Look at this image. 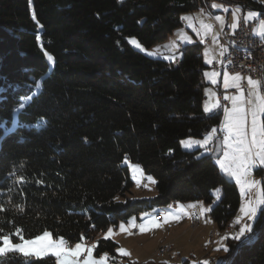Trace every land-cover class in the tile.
Instances as JSON below:
<instances>
[{
	"label": "trees",
	"instance_id": "trees-1",
	"mask_svg": "<svg viewBox=\"0 0 264 264\" xmlns=\"http://www.w3.org/2000/svg\"><path fill=\"white\" fill-rule=\"evenodd\" d=\"M264 15V5L247 0ZM200 0H0V240L92 242L108 228L173 202L221 199L210 216L225 231L239 189L213 154L185 151L222 113L203 109L202 46L175 62L136 50L164 42ZM178 60V62H177ZM156 180L152 199L131 198L125 161ZM264 210L255 238L229 242V264H264ZM98 240L96 254L116 255ZM0 264H56L20 253ZM142 264H164L149 260Z\"/></svg>",
	"mask_w": 264,
	"mask_h": 264
},
{
	"label": "crops",
	"instance_id": "crops-1",
	"mask_svg": "<svg viewBox=\"0 0 264 264\" xmlns=\"http://www.w3.org/2000/svg\"><path fill=\"white\" fill-rule=\"evenodd\" d=\"M244 1L205 0L203 6L197 11L184 14L180 28L189 34L187 33L185 37L178 36L175 38V44L179 50L194 44L201 45L203 49L204 45L210 47L217 42L220 55L212 61L219 64L225 53V48L219 37L226 28H235L241 19H257L258 25L254 34L263 38L264 15L262 16V13L254 7L244 5ZM252 1L264 5V0ZM203 36L205 39L202 43L201 37ZM167 39L164 42H167ZM207 41H210L209 45L206 43ZM213 70L217 74L213 80L211 78L208 81H211L209 85L212 86V89L214 88V93L209 103V110L203 109L207 114L222 113L221 124L211 129L200 141H193L189 145L182 144L181 146L186 151L200 150V156L213 154L216 157L215 162L224 176L229 181L236 183L240 192L241 203L236 216L231 220L228 229L225 230V234L227 235V243L232 240L239 245L255 238L257 221L264 210V99L261 87L257 82H250V88L245 95L241 89L240 78L228 76L222 70ZM233 88L238 89V94L231 95L226 92ZM220 92L228 101L229 107H221L218 99ZM220 132L224 135L223 140L214 143V136ZM210 147H213V153L209 151ZM203 150H206L207 154H203ZM198 202H185L182 203L183 205L175 202V207H167L166 211L158 208L159 212L156 215L161 213L162 219L161 221L156 220L162 224L161 226L168 227L170 232L165 243L172 242L174 245L170 253L178 245H181L182 239L185 241L187 235L190 239L189 242H191L189 245L192 246L202 237L208 240V244L216 243V230L220 229L210 216L211 208H208V213H204ZM191 203L193 204L191 205ZM191 212H198L201 216L200 226L195 233L189 230ZM186 215L188 217L185 218ZM262 220L263 227L264 219ZM138 221L143 226H147L150 220L149 218L141 220L138 216ZM205 249L207 248L205 247ZM224 259L222 256H217V258L210 260L211 262L203 261L201 264H225ZM185 264L199 263L186 260Z\"/></svg>",
	"mask_w": 264,
	"mask_h": 264
},
{
	"label": "rangeland",
	"instance_id": "rangeland-1",
	"mask_svg": "<svg viewBox=\"0 0 264 264\" xmlns=\"http://www.w3.org/2000/svg\"><path fill=\"white\" fill-rule=\"evenodd\" d=\"M188 15L186 16L188 17ZM187 33L188 32L186 30H182L181 28L176 29L174 33L169 35L167 42L157 44L151 49L142 48L139 41L135 38H131L129 41L133 48L143 52L146 56L155 59H163L173 63L177 58L182 57V52H180L179 48L175 44V38H178V36L185 37ZM201 38V42L203 43L205 38L204 36ZM218 50L219 44L217 42L213 43L210 47L204 45L201 50L202 55L204 56V65L207 66L203 76L207 85L204 90H202L204 94L202 104L203 108L206 110H209V103L212 98V94L214 93V88L212 89V86L209 85V82L211 81L208 80L211 78V80H213L214 76L217 74L212 69V59L214 60L215 57L220 55ZM200 140L201 138H187L182 140L180 144L189 145V143L193 141ZM202 153L207 154V151L203 150ZM124 165L129 167V172L132 181L134 182L131 190V198H139L140 200L152 199L157 195L155 184L156 180L152 175L143 172L139 165L127 160ZM220 194L221 188L213 192L214 200L211 205L202 201L198 202L200 203L202 207L201 209H203L204 213H208V208H212L217 204V202L221 199ZM178 203L183 205L182 202ZM193 203H191V205ZM163 209L165 210L167 207H163ZM157 212H159L158 209H154L152 211L150 210L149 212H142L139 214L141 220L149 218L150 221L147 223V226L140 224L138 217L133 216L127 221L120 222L118 226L108 228L99 236V239L112 240L116 243V255H112L109 252L96 254L99 239L92 242H75L70 247H66L61 238L55 239L50 232H44L43 234L35 236L31 239L14 240L11 237H2L0 240V256L14 252L34 257L36 259L52 257L55 259L56 264H142L149 260H153V263L158 262L164 264H185V261L187 260L192 262L196 261L201 264L203 261L211 262L210 260L217 258V256L225 258L223 260L226 261L224 262L225 264L230 260L228 256V246H230V242L227 243L226 232L220 230H216V243L214 244H208V240L202 237L198 239L196 244H194L195 246H192L189 245L191 242H189L190 239L187 235L185 241L182 239L183 241L180 243L181 245H178L175 250L170 253L173 250L172 248H174V245L172 242L165 243L168 238L167 235H169L170 232L168 227L161 226L162 224L157 222ZM186 217L188 216L186 215L185 218ZM135 228H138V233H133ZM198 228L199 227L195 229L189 225V230L192 233H195ZM165 245L172 246V250L159 256V249H162Z\"/></svg>",
	"mask_w": 264,
	"mask_h": 264
},
{
	"label": "built area",
	"instance_id": "built-area-1",
	"mask_svg": "<svg viewBox=\"0 0 264 264\" xmlns=\"http://www.w3.org/2000/svg\"><path fill=\"white\" fill-rule=\"evenodd\" d=\"M205 0H200V3L204 4ZM201 4V5H202ZM244 5H248V1H244ZM257 19H241L237 22L235 28H226L222 31L220 41L225 48V53L221 63H213L212 68L215 70H222L228 76L238 77L241 79V89L247 95L248 88H250V82H257L260 85L262 91V97L264 99V37L260 38L255 36L254 31L258 25ZM208 45L210 41L206 42ZM180 50H182L180 48ZM178 62V60H177ZM231 95L238 94V89H228L226 91ZM218 99L221 107H229L228 101L224 99L223 93L218 94ZM224 135L222 132L214 136V143L222 141ZM209 151L213 153V147L209 148ZM167 207H175V202L171 203ZM163 209V207L159 208ZM156 219L161 221V213L156 215ZM201 216L198 212H191L190 225L193 228L200 226ZM138 229L134 230L137 233ZM64 245L70 246V242L64 240ZM172 246L165 245L162 249H159V256L163 255L167 251H171ZM230 260L226 263L229 264Z\"/></svg>",
	"mask_w": 264,
	"mask_h": 264
},
{
	"label": "bare ground",
	"instance_id": "bare-ground-1",
	"mask_svg": "<svg viewBox=\"0 0 264 264\" xmlns=\"http://www.w3.org/2000/svg\"><path fill=\"white\" fill-rule=\"evenodd\" d=\"M63 244H64V240H63ZM71 244V243H70ZM72 245V244H71Z\"/></svg>",
	"mask_w": 264,
	"mask_h": 264
}]
</instances>
